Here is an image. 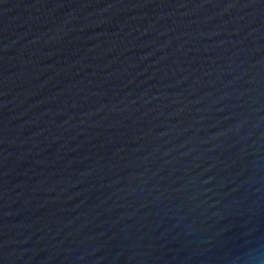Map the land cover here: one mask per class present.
Instances as JSON below:
<instances>
[{"label": "water", "instance_id": "1", "mask_svg": "<svg viewBox=\"0 0 264 264\" xmlns=\"http://www.w3.org/2000/svg\"><path fill=\"white\" fill-rule=\"evenodd\" d=\"M0 264H264V0H0Z\"/></svg>", "mask_w": 264, "mask_h": 264}]
</instances>
